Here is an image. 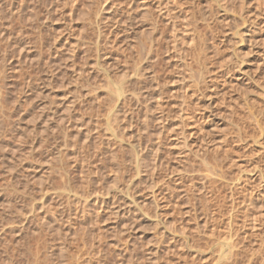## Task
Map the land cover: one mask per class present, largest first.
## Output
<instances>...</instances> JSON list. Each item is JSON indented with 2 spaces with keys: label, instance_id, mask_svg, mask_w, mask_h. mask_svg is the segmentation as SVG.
<instances>
[{
  "label": "rangeland",
  "instance_id": "obj_1",
  "mask_svg": "<svg viewBox=\"0 0 264 264\" xmlns=\"http://www.w3.org/2000/svg\"><path fill=\"white\" fill-rule=\"evenodd\" d=\"M0 264H264V0H0Z\"/></svg>",
  "mask_w": 264,
  "mask_h": 264
},
{
  "label": "bare ground",
  "instance_id": "obj_2",
  "mask_svg": "<svg viewBox=\"0 0 264 264\" xmlns=\"http://www.w3.org/2000/svg\"><path fill=\"white\" fill-rule=\"evenodd\" d=\"M25 1V0H24ZM75 1H77V0H69V3L71 4V6H72V4H73V2H75ZM100 1V0H99ZM95 2V1H94ZM97 3V2H96ZM101 6V5H100ZM22 8V7H21ZM72 8V7H71ZM114 8H116V7H114ZM97 10V9H96ZM108 10V9H107ZM112 10V9H111ZM147 10V9H146ZM99 11V10H98ZM149 12V11H148ZM12 13V12H11ZM145 14V13H144ZM12 15H13V13H12ZM11 16V15H10ZM146 16H147V14H146ZM10 18V17H9ZM12 18V17H11ZM95 20H94V24H97V26H98V23H99V21L97 20V18H96V15H95V18H94ZM101 19V18H100ZM144 19H146L145 17H144ZM106 20V19H105ZM102 22H100V24H101ZM103 26V25H102ZM96 28V27H95ZM98 28H99V26H98ZM103 28V27H102ZM103 31H105L104 30V28H103ZM2 32V31H1ZM95 35H96V39H95V41H94V46H92L93 47V49L95 50V54H96V59L94 58V61H93V66L94 67H96V68H98L99 70H100V72H103L104 71V66L106 67V65H108L107 64V59L109 60L110 59V55H107L106 53H105V47L103 48H101L100 49V46L98 45L99 44V40H100V38H101V35L103 36V32H102V30H101V28L95 33ZM4 36V35H3ZM2 37V36H1ZM104 37V36H103ZM99 39V40H98ZM102 40V39H101ZM109 40V39H108ZM91 43V42H90ZM92 43H93V41H92ZM111 44V43H110ZM103 45V44H102ZM99 48H98V47ZM92 49V48H91ZM108 49V48H107ZM109 51V50H108ZM150 52V51H149ZM148 54V53H147ZM151 54V53H150ZM114 60V59H113ZM111 65V64H110ZM132 74V73H131ZM133 76H135L134 77V79H136V78H138V74L135 72L134 73V75ZM136 80H138V79H136ZM135 80V81H136ZM139 81V80H138ZM136 85H138V84H136ZM124 92V91H123ZM125 93V92H124ZM131 93H133V92H131ZM134 93H135V91H134ZM123 94V93H122ZM136 95V94H135ZM128 98L130 99L131 98V94H129V95H121V91L118 89V88H116L115 90H114V92H113V100L115 101H113L114 102V108L117 106V104L116 103H118L117 101L118 100H120L121 102H120V104L125 100V99H127L128 100ZM126 100V101H127ZM129 101V100H128ZM131 103V102H130ZM129 103V104H130ZM128 103H126V105H127ZM156 105V104H155ZM120 106H122V105H120ZM158 106V105H157ZM161 106V105H160ZM123 107V106H122ZM161 108H163V107H161ZM138 109V108H137ZM163 110V109H162ZM67 111V110H66ZM67 112H69V111H67ZM163 114V113H162ZM159 115V114H158ZM117 116H118V114H117ZM161 116V115H160ZM164 117V116H163ZM163 117H160L159 119H162ZM63 118V117H62ZM50 119V118H49ZM64 119V118H63ZM61 121V120H60ZM55 122V121H54ZM62 123H64L63 122V120H62ZM55 126V125H54ZM57 126V125H56ZM58 130V129H57ZM137 142V141H136ZM134 146V145H133ZM138 146V147H137ZM135 147H136V151L137 152H139L140 151V148H139V144H137V145H135ZM143 148V147H142ZM98 153V152H97ZM94 154V153H93ZM138 156L136 157V162H135V165H136V170H137V172H138V169L142 166V163L144 164V162H142V161H140L141 159H139L140 157V155H139V153L137 154ZM135 157V156H134ZM95 158V157H94ZM93 159V158H92ZM134 160V159H133ZM134 160V161H135ZM142 162V163H141ZM134 164V163H133ZM154 167L152 168L153 169V171L155 170V169H158L157 168V165H156V163L153 165ZM160 166V165H159ZM73 168H74V166H73ZM138 168V169H137ZM161 169V168H160ZM148 171V170H147ZM150 171V170H149ZM152 171V170H151ZM157 171V170H156ZM161 171V170H160ZM179 171V170H178ZM153 173H156V172H153ZM82 174V173H81ZM137 174V173H136ZM139 174V173H138ZM185 174V173H184ZM182 175V174H181ZM177 177V176H176ZM87 178V177H86ZM151 179V178H150ZM181 179V178H180ZM180 179H178V180H180ZM151 180H154V179H151ZM183 181V180H182ZM151 183V186H152V184L153 183H155V181L153 182V181H151L150 182ZM207 183H208V181H207ZM210 183V182H209ZM208 183V184H209ZM211 184V183H210ZM148 187H150V186H148ZM212 187V186H211ZM201 188H203V187H201ZM152 190V189H151ZM170 190H172V189H170ZM97 191V190H96ZM184 191V190H183ZM150 192V194H151V201L155 204V207L157 206L156 205V196H155V191H149ZM171 193V192H170ZM100 194H101V192H100ZM108 194V193H107ZM148 194V193H147ZM149 194V195H150ZM156 194H157V192H156ZM88 195V194H87ZM94 195V194H93ZM112 195V194H111ZM20 196V195H19ZM77 196H79V195H77ZM133 196V195H132ZM20 198V197H19ZM33 198V197H32ZM69 198V197H68ZM75 198V197H74ZM132 198V197H131ZM173 198H175V197H173ZM67 199V198H66ZM103 199V198H102ZM110 199H112V198H110ZM23 200V199H22ZM69 200V199H68ZM79 201V200H78ZM134 201V200H133ZM94 202H96V199H95V201ZM101 202V201H100ZM88 203V202H87ZM108 204V203H107ZM29 205H30V203H29ZM97 205V204H96ZM143 206V205H142ZM84 207V206H83ZM27 208V207H26ZM208 208V207H207ZM141 209V208H140ZM210 209V208H209ZM11 210V209H10ZM45 210V209H44ZM96 210V209H95ZM208 210V209H207ZM17 211V210H16ZM21 211V210H20ZM19 211V212H20ZM30 211V210H29ZM40 211V210H39ZM34 212V211H33ZM75 212V211H74ZM83 212V211H82ZM116 212V211H115ZM134 212V211H133ZM18 213V212H17ZM53 213V212H52ZM54 214V213H53ZM25 215V214H24ZM22 216V215H21ZM74 216V215H73ZM78 216V215H77ZM44 217V216H43ZM55 217V216H54ZM29 218V217H28ZM52 219V218H51ZM46 220V219H45ZM44 220V221H45ZM24 221V220H23ZM124 225V224H123ZM33 226V225H32ZM42 227V226H41ZM19 230V229H18ZM34 233H36V232H34ZM41 238V237H40ZM41 241V240H40ZM39 242V241H38ZM46 242V241H45ZM48 243V242H47ZM42 247V246H41ZM39 248V247H38ZM36 249V248H35ZM26 250H27V248H26ZM29 252V251H28ZM36 252V251H35ZM24 253V252H23ZM27 253V252H26ZM41 255V254H40ZM42 256V255H41ZM36 259V258H35ZM39 261H41V260H39Z\"/></svg>",
  "mask_w": 264,
  "mask_h": 264
}]
</instances>
